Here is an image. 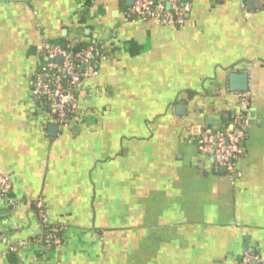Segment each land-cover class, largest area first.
<instances>
[{
	"label": "crops",
	"instance_id": "crops-1",
	"mask_svg": "<svg viewBox=\"0 0 264 264\" xmlns=\"http://www.w3.org/2000/svg\"><path fill=\"white\" fill-rule=\"evenodd\" d=\"M133 1L0 0V174L19 202L0 200V264H264V0H181L180 28L128 17ZM60 41L102 50L63 126L33 94L39 46ZM230 74L250 97L232 175L189 142L230 127Z\"/></svg>",
	"mask_w": 264,
	"mask_h": 264
},
{
	"label": "built area",
	"instance_id": "built-area-1",
	"mask_svg": "<svg viewBox=\"0 0 264 264\" xmlns=\"http://www.w3.org/2000/svg\"><path fill=\"white\" fill-rule=\"evenodd\" d=\"M242 7L244 9V5ZM190 11V4L181 0H134L127 10V16L152 20L165 28H180L184 26ZM245 15L247 16V13ZM38 49L43 54L44 62L35 73L33 94L39 101L47 102L55 121L63 126L77 119L81 84L98 75L96 65L102 58V50L95 45H89L80 51L66 50L60 44L54 43L42 44ZM236 95L239 112L234 115L229 128L214 129L204 126L197 136L189 141L196 146L199 154L212 157L215 164L223 167L229 175L233 174L235 163L244 153V140L250 119L249 93ZM11 189V175L0 174V200L9 208L19 204L9 195ZM32 204L43 226V246L58 249L61 245L62 229L50 226L40 199L33 200ZM16 249V246L8 247L2 257L15 252ZM251 263L262 264L258 256L253 254H245L240 262Z\"/></svg>",
	"mask_w": 264,
	"mask_h": 264
},
{
	"label": "water",
	"instance_id": "water-1",
	"mask_svg": "<svg viewBox=\"0 0 264 264\" xmlns=\"http://www.w3.org/2000/svg\"><path fill=\"white\" fill-rule=\"evenodd\" d=\"M229 89L230 91L238 92V93L247 92L248 91L247 76L244 74H230ZM219 170L224 171L225 169L223 167H219Z\"/></svg>",
	"mask_w": 264,
	"mask_h": 264
},
{
	"label": "trees",
	"instance_id": "trees-1",
	"mask_svg": "<svg viewBox=\"0 0 264 264\" xmlns=\"http://www.w3.org/2000/svg\"><path fill=\"white\" fill-rule=\"evenodd\" d=\"M54 44H60L62 47H64V49H66V50H73V51H76V50L80 51L82 49H85L87 46L91 45V44H86V43H77V44L72 43L71 44L70 42H66V41H60V42H56ZM70 45H72V46H70ZM44 103H45V101H44ZM54 118H55V116H54ZM9 195L11 196V193Z\"/></svg>",
	"mask_w": 264,
	"mask_h": 264
}]
</instances>
